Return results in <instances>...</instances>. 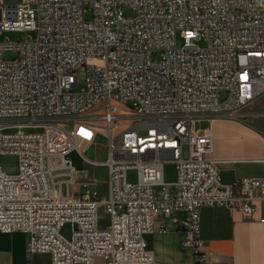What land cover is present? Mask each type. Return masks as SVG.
<instances>
[{"label":"built area","instance_id":"built-area-1","mask_svg":"<svg viewBox=\"0 0 264 264\" xmlns=\"http://www.w3.org/2000/svg\"><path fill=\"white\" fill-rule=\"evenodd\" d=\"M0 9V34L36 33L0 42V160L19 159L15 175L0 162V233L28 235L29 264L38 253L51 264H153L145 234L162 218L159 231H182L194 264H205L202 208L250 217L264 202V177L221 182L214 137L195 128L211 116L264 117L254 109L264 100V0H0ZM101 134L107 157L89 159ZM73 151L106 168L105 185L81 177ZM169 161L174 183L164 180Z\"/></svg>","mask_w":264,"mask_h":264},{"label":"crops","instance_id":"crops-1","mask_svg":"<svg viewBox=\"0 0 264 264\" xmlns=\"http://www.w3.org/2000/svg\"><path fill=\"white\" fill-rule=\"evenodd\" d=\"M263 105L264 100L254 109H264ZM246 120L249 119L242 122ZM209 127L223 184L244 177H264V130L232 119H215ZM87 176L86 172L81 177ZM162 222L158 218L155 231L145 234L147 248L155 255L153 264H194L193 252L183 246V232L177 229L160 232ZM201 228L208 255L205 264H264V202L259 203L250 217L223 207H204ZM27 242L26 233H0V263L29 264ZM31 264H51V257L35 254ZM95 264H103V259L96 258Z\"/></svg>","mask_w":264,"mask_h":264},{"label":"rangeland","instance_id":"rangeland-1","mask_svg":"<svg viewBox=\"0 0 264 264\" xmlns=\"http://www.w3.org/2000/svg\"><path fill=\"white\" fill-rule=\"evenodd\" d=\"M16 0H6V2H13ZM2 21V11L0 9V22ZM30 36L36 37V33L33 31H4L0 34V42L11 40V41H23L29 38ZM178 44L181 46L183 44V41L181 38L178 39ZM198 44L200 46H205L204 41H199ZM15 55L12 52H6L5 58L7 60L14 58ZM78 77H79V87L77 88L80 90L84 86V79H85V72L82 70H78ZM226 94L223 93L222 97H225ZM264 106V105H263ZM262 106V107H263ZM215 119H232L229 117H223V116H211L207 118L201 119V121L196 122L195 128L196 130L204 131V132H211L210 124ZM237 122H241L245 125H254L260 129L264 130V118H250L249 120H246L244 122L236 119H232ZM104 136L101 134L95 143L91 145L87 151L86 155L89 159H94L97 161L104 160L107 157V148L104 145ZM68 159L72 161L73 165L83 173L88 174L85 181L88 183H92L94 179H97L100 181L101 185H105L107 180V170L103 165H93L91 163H88L84 161V159L79 155L77 151H73L68 155ZM1 167L3 172L9 175H15L19 172V159L16 155L7 154L2 156L1 160ZM128 179L130 182H137L138 180V172L136 170H129L128 172ZM164 180L166 183H169L171 181L176 180V164L174 162H166L164 165ZM91 191H94L95 187H90ZM105 189V188H104ZM102 216L106 217V214L104 212V209L101 208L100 210ZM62 234L66 238L71 237L72 233V227L70 224H65V226L62 228Z\"/></svg>","mask_w":264,"mask_h":264}]
</instances>
